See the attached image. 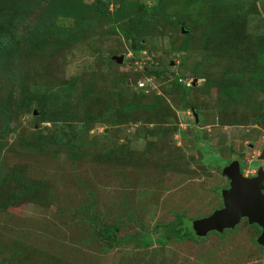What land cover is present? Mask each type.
I'll return each mask as SVG.
<instances>
[{"label": "rangeland", "instance_id": "obj_1", "mask_svg": "<svg viewBox=\"0 0 264 264\" xmlns=\"http://www.w3.org/2000/svg\"><path fill=\"white\" fill-rule=\"evenodd\" d=\"M262 154L264 0H0V264H264Z\"/></svg>", "mask_w": 264, "mask_h": 264}, {"label": "water", "instance_id": "obj_2", "mask_svg": "<svg viewBox=\"0 0 264 264\" xmlns=\"http://www.w3.org/2000/svg\"><path fill=\"white\" fill-rule=\"evenodd\" d=\"M114 59L122 63L123 56ZM194 115L197 120V114ZM221 174L229 182L228 187L221 190L222 206L209 215L194 219L191 224L194 234L198 237L211 232L221 234L246 219L261 228L256 241L264 247V169L259 168L255 175L245 176L239 160L234 159L221 168Z\"/></svg>", "mask_w": 264, "mask_h": 264}, {"label": "trees", "instance_id": "obj_3", "mask_svg": "<svg viewBox=\"0 0 264 264\" xmlns=\"http://www.w3.org/2000/svg\"><path fill=\"white\" fill-rule=\"evenodd\" d=\"M242 172H244V168L241 170ZM247 221V220H246ZM258 228V227H257ZM105 230H106V239H107V241H108V244H112V243H114V240H115V236H114V234H115V227H106L105 228ZM192 233H193V235H192V237L193 238H197L198 236H196L195 234H194V232H193V230H192ZM217 233V232H216ZM219 235V234H218ZM221 235V234H220ZM188 236H190V235H188ZM161 241L162 242H165V239H161Z\"/></svg>", "mask_w": 264, "mask_h": 264}, {"label": "flooded vegetation", "instance_id": "obj_4", "mask_svg": "<svg viewBox=\"0 0 264 264\" xmlns=\"http://www.w3.org/2000/svg\"><path fill=\"white\" fill-rule=\"evenodd\" d=\"M234 159H235V158L231 159L230 162H231L232 160H234ZM230 162H229V163H230ZM229 163H228V164H229ZM240 164H241V163H240ZM242 173H244V172H242ZM255 174H256V173H255ZM255 174H253V175H255ZM251 176H252V175H251ZM228 184H229V182H228ZM243 220H246V219H243ZM255 225H257V224H255ZM257 227H258V229H259V233H258V235H259L260 232H261V228H260L258 225H257ZM258 235H257V236H258ZM256 238H257V237H256Z\"/></svg>", "mask_w": 264, "mask_h": 264}]
</instances>
